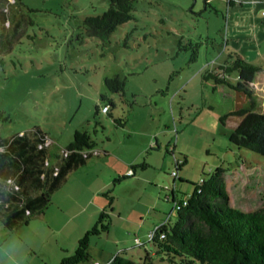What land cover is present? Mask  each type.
Masks as SVG:
<instances>
[{
    "label": "rangeland",
    "instance_id": "obj_1",
    "mask_svg": "<svg viewBox=\"0 0 264 264\" xmlns=\"http://www.w3.org/2000/svg\"><path fill=\"white\" fill-rule=\"evenodd\" d=\"M259 2L257 14L264 18V0ZM133 5V18L104 38L88 35L83 19L100 15L108 0H20L17 6L11 0L6 6V26L12 29L18 20L21 26L0 55V136L39 126L50 152L60 153L74 132L87 131L100 153L68 174L43 214L12 229L0 220V264H60L103 208L109 230L90 237L89 259L79 264H103L108 254L141 255L135 237L146 241V233L167 217L174 223L171 195L184 198L219 167L230 206L255 211L263 202L264 157L230 143L241 119L221 121L223 103L208 107L210 92L200 83L211 61L242 47L241 40L235 45L229 40L230 10L241 4L135 0ZM236 24L242 25L236 34H251L244 16ZM256 30L255 51L261 55L255 62L264 69L261 22ZM115 77L124 81L123 93L106 85V78ZM260 103L253 110L264 113V98Z\"/></svg>",
    "mask_w": 264,
    "mask_h": 264
},
{
    "label": "trees",
    "instance_id": "obj_2",
    "mask_svg": "<svg viewBox=\"0 0 264 264\" xmlns=\"http://www.w3.org/2000/svg\"><path fill=\"white\" fill-rule=\"evenodd\" d=\"M134 1L108 0L107 9L100 15L83 19L88 35L104 38L113 34L118 26L133 18ZM236 1L227 0V5H234ZM10 2L0 0V55L7 50L4 42L14 37L21 26L20 20L12 29L6 26L9 20L6 6ZM209 2L205 0V5ZM12 4L20 5V0H12ZM191 57L194 59L196 52ZM0 62L4 63L2 59ZM258 71L257 65L230 52L225 61L214 69L207 67L201 75L203 81L227 85L249 98L251 103L232 110L220 120L238 116L241 120L229 136L230 143L264 157V113L253 110L256 101L249 89ZM231 74L236 76L233 84L228 81ZM123 84L124 81L117 77L106 78V85L113 93H123ZM50 146L47 134L39 126L10 137L0 136V220L8 229L21 222L27 223L34 214H43L68 174L100 153L94 150L95 143L87 131L74 132L72 141L60 149V153H51ZM138 165L131 166L124 177L131 176ZM139 166L143 168L146 164ZM222 172L221 167L215 169L209 178L193 184L191 193L182 199L171 195L176 212L174 223L171 224L167 217L146 233V241L134 238L137 248L147 244L150 249H144L139 257L133 253L130 257L114 254L105 264H264V200L255 211H241L230 206ZM109 227V213L103 208L93 227L86 229L78 239L73 254L63 257L60 264H79L89 259L90 237L107 232ZM95 264L100 263L96 261Z\"/></svg>",
    "mask_w": 264,
    "mask_h": 264
},
{
    "label": "crops",
    "instance_id": "obj_3",
    "mask_svg": "<svg viewBox=\"0 0 264 264\" xmlns=\"http://www.w3.org/2000/svg\"><path fill=\"white\" fill-rule=\"evenodd\" d=\"M236 3H240V8L238 10H230V20L233 22L232 24V29L233 31H231V37L232 39H229L232 45H235L238 41L240 44V40L242 42V47H240L239 45L235 48L232 49V51H229V49H227V54H229L230 52H236L238 53L242 59H244L245 61L252 63L254 65L256 64V60H258V58L260 57L261 53L258 52L256 53V49L255 47L258 46L257 49L260 48V44L258 43V34H257V23L261 22L262 26L264 27V18L263 16L259 17L257 14L258 9L260 8L258 6V4L260 3L259 0H246L245 3H243L240 0H237ZM239 15H241L242 17L244 16L245 19L248 21V26L251 27L252 31L251 34L248 32V34L246 35H242V33L236 34L239 32V29L241 28V26L239 24H236V21L238 20ZM261 15H263V11L261 12ZM250 29V30H251ZM238 30V31H236ZM254 43V44H253ZM243 45L245 47V49L243 48ZM248 45V46H246ZM228 46V44L226 45ZM256 50V51H255ZM227 57V56H226ZM226 58H222L221 60H213L211 61L210 65H207L208 69H214L218 64L222 63L223 61H225ZM258 67V65H257ZM260 71H258V73L255 74V77L253 79V81L251 82V85L249 87V89L252 92L253 95V99L256 101L257 103H260V99L264 98V69L262 67H259ZM200 83L202 85V87L204 89H207L210 93V103L208 105V107L212 108L214 105H216L218 102L217 101H221V104L223 105V111L225 114L231 112L232 110H235L237 108H235V106H238V108H242L245 107L249 104V98H247L246 96H241L240 93H236L235 90L230 89L229 86L224 85V84H220V85H214L212 81L207 82V81H203L202 80V75H200ZM235 78L231 79V75L228 78V81L230 84L235 83ZM252 87H254L255 91L257 92L256 94H254ZM262 94V95H261ZM260 97V98H259ZM262 103V101H261ZM260 103V104H261ZM255 104V106H256ZM239 105H241V107H239ZM254 106V107H255ZM261 113V112H260ZM238 117V116H237ZM151 163L150 165H157L154 163V161L149 162ZM130 172V171H129ZM127 174V172H126ZM98 193V190L95 191L94 194ZM100 208H103L102 205ZM137 238V237H135ZM149 246V245H148ZM145 249V246L143 248V251ZM137 257L140 256V254L137 253V250L135 253ZM111 254H108L107 258L105 259V263H107L110 258H111Z\"/></svg>",
    "mask_w": 264,
    "mask_h": 264
},
{
    "label": "built area",
    "instance_id": "obj_4",
    "mask_svg": "<svg viewBox=\"0 0 264 264\" xmlns=\"http://www.w3.org/2000/svg\"><path fill=\"white\" fill-rule=\"evenodd\" d=\"M106 108L103 107V110H105ZM171 175L172 177L175 179L176 178V171H171Z\"/></svg>",
    "mask_w": 264,
    "mask_h": 264
},
{
    "label": "water",
    "instance_id": "obj_5",
    "mask_svg": "<svg viewBox=\"0 0 264 264\" xmlns=\"http://www.w3.org/2000/svg\"><path fill=\"white\" fill-rule=\"evenodd\" d=\"M236 93H240L241 96H244V93L243 92H240V91H235ZM239 107H241V105H239ZM235 108H238V106H236Z\"/></svg>",
    "mask_w": 264,
    "mask_h": 264
},
{
    "label": "flooded vegetation",
    "instance_id": "obj_6",
    "mask_svg": "<svg viewBox=\"0 0 264 264\" xmlns=\"http://www.w3.org/2000/svg\"><path fill=\"white\" fill-rule=\"evenodd\" d=\"M244 96H246L245 94H244ZM247 97V96H246ZM248 98V97H247ZM236 107V106H235Z\"/></svg>",
    "mask_w": 264,
    "mask_h": 264
}]
</instances>
